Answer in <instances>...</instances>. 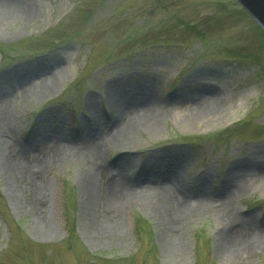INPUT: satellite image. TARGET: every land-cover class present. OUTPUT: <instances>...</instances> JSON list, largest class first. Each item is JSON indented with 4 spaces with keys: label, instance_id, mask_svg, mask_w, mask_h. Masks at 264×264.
<instances>
[{
    "label": "rangeland",
    "instance_id": "374dc122",
    "mask_svg": "<svg viewBox=\"0 0 264 264\" xmlns=\"http://www.w3.org/2000/svg\"><path fill=\"white\" fill-rule=\"evenodd\" d=\"M8 1L18 8L0 15V144L43 160L16 179L0 148V264H264V247L237 261L216 248L229 184L238 234L264 226V29L235 0ZM208 88L215 112L187 116ZM135 89L167 113L104 151L105 178L134 187L155 162L171 168L176 191L206 193L172 252L153 204L129 197L118 221L103 201L91 219L83 211L76 153L111 131Z\"/></svg>",
    "mask_w": 264,
    "mask_h": 264
},
{
    "label": "bare ground",
    "instance_id": "6f19581e",
    "mask_svg": "<svg viewBox=\"0 0 264 264\" xmlns=\"http://www.w3.org/2000/svg\"><path fill=\"white\" fill-rule=\"evenodd\" d=\"M18 8L16 5L8 0H0V15L10 13L11 10ZM30 9L27 10V16H30ZM112 85L108 86L109 92L117 91ZM135 97L126 102L125 108L126 114H122L117 117L113 128L107 135H95L92 136L87 145L79 152L76 153V157L80 158V162L85 166L86 177L81 187L82 200H84L83 211L84 215L88 218L96 212L97 204H106L105 208L108 209V218L112 220H119V210L123 201H126L129 197L135 196L142 204H153L156 209L161 211V218L168 229L169 235L166 237L168 251H175L181 246L179 237L178 223L184 216L196 213L198 209L207 207L208 205L204 201V191H198L196 194L184 193L185 191H176L174 187V180L171 174V168L164 166L160 163L148 162L142 170L139 172L137 178L138 185L134 187L129 186L125 182H121L117 177L109 175L105 178V165L102 163L104 158V151H107L111 145L120 143L131 130L137 127L152 128L157 125V122L163 117L167 110L164 107L156 106L148 94H143L139 90L135 89ZM208 94L207 98L201 96V92L197 93V96L191 97L188 100L192 102L185 110L187 116H196L206 111L215 112L216 105L218 103L217 94L215 89L203 90ZM200 93V94H199ZM192 99V100H191ZM93 99L88 100V109L96 115V105ZM132 108L137 110L136 119L131 120L128 111ZM134 117V116H133ZM139 117V121H137ZM136 120V121H135ZM139 123V125L137 124ZM38 134H40L38 132ZM42 139L46 136L41 135ZM9 144L1 139L0 148L4 154V171L11 172L17 179L18 175L23 174L30 168V165L35 168H41L42 157H30L26 158L20 155L16 158H12L9 154H6V148ZM40 152V151H39ZM37 152V154L39 153ZM24 154H26L24 152ZM43 155V153H40ZM39 155V154H38ZM56 155L67 157L66 153H57ZM55 155V158H57ZM101 159V160H100ZM242 174H232L231 178H235ZM264 175V169H263ZM172 190H169V189ZM231 185L229 184L225 188V199L227 200V206L232 201ZM86 198V200H85ZM227 206L218 210V219L220 221V229L217 233L216 243L218 254L222 256H230L237 260H249L251 253L258 248L264 247V226L260 230H254L252 235L242 237L238 234V228L245 220L231 210ZM237 218V219H236ZM91 219V218H90ZM50 220V219H49ZM46 217L44 212H40L38 217V224L41 231L46 232ZM49 229V227H48ZM170 248V249H169Z\"/></svg>",
    "mask_w": 264,
    "mask_h": 264
},
{
    "label": "water",
    "instance_id": "95a60500",
    "mask_svg": "<svg viewBox=\"0 0 264 264\" xmlns=\"http://www.w3.org/2000/svg\"><path fill=\"white\" fill-rule=\"evenodd\" d=\"M264 29V0H237Z\"/></svg>",
    "mask_w": 264,
    "mask_h": 264
}]
</instances>
